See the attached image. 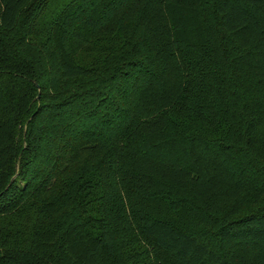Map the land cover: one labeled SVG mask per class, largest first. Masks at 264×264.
Here are the masks:
<instances>
[{"label": "trees", "instance_id": "1", "mask_svg": "<svg viewBox=\"0 0 264 264\" xmlns=\"http://www.w3.org/2000/svg\"><path fill=\"white\" fill-rule=\"evenodd\" d=\"M0 264H264V0H0Z\"/></svg>", "mask_w": 264, "mask_h": 264}, {"label": "rangeland", "instance_id": "2", "mask_svg": "<svg viewBox=\"0 0 264 264\" xmlns=\"http://www.w3.org/2000/svg\"><path fill=\"white\" fill-rule=\"evenodd\" d=\"M42 1H43V0H34V2L37 4V6H38L39 4H41ZM44 1H45V0H44Z\"/></svg>", "mask_w": 264, "mask_h": 264}]
</instances>
